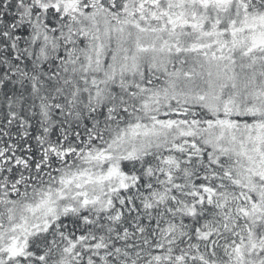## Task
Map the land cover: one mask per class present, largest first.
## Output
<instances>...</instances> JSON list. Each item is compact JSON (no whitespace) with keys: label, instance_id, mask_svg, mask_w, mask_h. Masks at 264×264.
<instances>
[{"label":"snow or ice","instance_id":"snow-or-ice-1","mask_svg":"<svg viewBox=\"0 0 264 264\" xmlns=\"http://www.w3.org/2000/svg\"><path fill=\"white\" fill-rule=\"evenodd\" d=\"M0 264H264V0H0Z\"/></svg>","mask_w":264,"mask_h":264}]
</instances>
